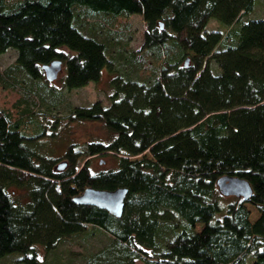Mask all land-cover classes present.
Instances as JSON below:
<instances>
[{"label":"trees","instance_id":"16d2710c","mask_svg":"<svg viewBox=\"0 0 264 264\" xmlns=\"http://www.w3.org/2000/svg\"><path fill=\"white\" fill-rule=\"evenodd\" d=\"M254 3L0 0V53L16 51L6 72L36 82L31 92L47 107L59 91L42 64L61 59L67 89L111 73L106 103L73 105L66 116L113 133L107 143L68 144L58 169L36 144L56 134L59 117L43 121L31 94L0 105V257L29 252L37 264L36 247L53 250L92 227L110 243L87 264H264V18H247ZM100 15L112 27L85 31ZM130 15L144 23L135 46L116 36ZM98 153L114 164L93 171ZM221 175L247 179L250 197L221 194ZM89 186H126L122 214L73 200Z\"/></svg>","mask_w":264,"mask_h":264},{"label":"rangeland","instance_id":"374dc122","mask_svg":"<svg viewBox=\"0 0 264 264\" xmlns=\"http://www.w3.org/2000/svg\"><path fill=\"white\" fill-rule=\"evenodd\" d=\"M247 18H264L263 1L255 0L254 8L247 14ZM88 19V24L84 25L85 31L87 29L86 27L94 25V27H99L100 32L104 33L108 28L112 27L113 24V19H111V17H104L102 15L89 17ZM118 19H120V26H122V20L126 18L121 17L117 18V20ZM126 20L129 22V26H122L120 28L121 34L116 35L117 39H119L120 43L127 40L129 45L135 46L141 38V30L144 28V23L138 15L127 16ZM221 26L222 25L215 20L210 21V28H218ZM15 53V49L12 48L0 53V101H2V96L8 100L7 103L0 102V105L11 106L10 103L17 101L20 94H31V107H33L35 111L42 109L47 112L43 121L49 119L51 123L50 120H54L55 115L59 117L58 125L54 129L56 134H54V136H47L36 144V148L39 151L54 157L57 159V162H61L64 160L63 153L70 143L92 140L107 143L112 138L113 133L100 121L70 120L66 116L68 109L73 105H87L95 99H102V102L106 103L107 96L111 92L109 83L110 77L112 76L111 73L103 71L97 81L90 82L79 88L67 89L62 87L60 75L63 71L60 70L57 78L51 81L58 89V95L54 100H46L47 104H49L48 101L52 104L47 107L41 102L38 94L34 96V93L31 92L32 89H35L36 82L31 83L30 80L26 79L22 82V85H19L18 79H22L21 74L12 72L11 75H9L6 72V67L15 59ZM190 56V53L186 54L188 60ZM33 100H35V102H33ZM21 104H23V102ZM48 131H50V129H48ZM100 160L102 161L100 162ZM114 162L115 160L112 156L107 153H98L89 158V166L93 171L111 166ZM246 206L249 208L250 218L255 219L258 215L256 208L250 203H246ZM88 230L92 233L86 234L87 236H85V238L76 236L73 240H65L60 246L50 251H46L42 246L36 247V254L40 259V262L37 264H87L91 253L99 251L110 243L109 236L101 230L92 227H89ZM111 253L112 250L109 247V250H104L103 256H110L111 258ZM27 254H29V252L14 251L0 257V264H30L27 262V258L25 259ZM134 262L136 264H143L138 258H135Z\"/></svg>","mask_w":264,"mask_h":264},{"label":"water","instance_id":"95a60500","mask_svg":"<svg viewBox=\"0 0 264 264\" xmlns=\"http://www.w3.org/2000/svg\"><path fill=\"white\" fill-rule=\"evenodd\" d=\"M187 61L188 58H186L185 62L187 63ZM42 68L46 79L52 81L57 78L59 71L62 69V60L55 58L48 63L42 64ZM65 165L66 162L62 160L57 164V168L63 169ZM217 186L223 195L242 196L247 199L252 193V187L248 180L239 176L221 175L217 178ZM127 192L128 188L126 186H118L111 189L89 186L74 196L73 200L78 203L104 208L114 216L119 217L124 209Z\"/></svg>","mask_w":264,"mask_h":264}]
</instances>
